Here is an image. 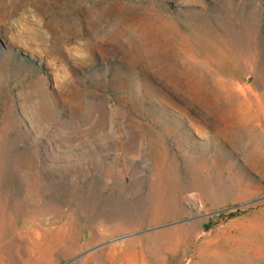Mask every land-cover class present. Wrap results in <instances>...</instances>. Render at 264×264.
Wrapping results in <instances>:
<instances>
[{
    "label": "rangeland",
    "instance_id": "obj_1",
    "mask_svg": "<svg viewBox=\"0 0 264 264\" xmlns=\"http://www.w3.org/2000/svg\"><path fill=\"white\" fill-rule=\"evenodd\" d=\"M0 264H264V0H0Z\"/></svg>",
    "mask_w": 264,
    "mask_h": 264
},
{
    "label": "trees",
    "instance_id": "obj_2",
    "mask_svg": "<svg viewBox=\"0 0 264 264\" xmlns=\"http://www.w3.org/2000/svg\"><path fill=\"white\" fill-rule=\"evenodd\" d=\"M235 216V214H230V217H234Z\"/></svg>",
    "mask_w": 264,
    "mask_h": 264
}]
</instances>
